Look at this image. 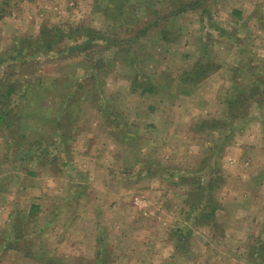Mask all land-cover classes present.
<instances>
[{
  "label": "rangeland",
  "instance_id": "1",
  "mask_svg": "<svg viewBox=\"0 0 264 264\" xmlns=\"http://www.w3.org/2000/svg\"><path fill=\"white\" fill-rule=\"evenodd\" d=\"M145 1L131 0L121 14L117 0H0V54L44 24L69 33L84 24L105 35L134 27L151 11ZM149 1L152 13L167 3ZM209 3L205 19L199 11L180 17L175 41L161 48L152 40V51L134 45L127 60L106 54L95 72L64 59L69 41L34 56L41 66L29 60L12 75L0 70L18 91L31 79L25 97L13 95L22 144L9 137L16 131L0 130V242L24 238L22 251L5 250L0 264H91L101 250L107 264H257L248 246L264 239V0ZM207 61L217 68L199 85L175 79ZM239 90L249 95L236 117L230 102ZM50 117L70 131L62 144ZM50 136L54 144L35 142ZM203 162L223 179L214 190L220 208L201 222L203 206L193 214L185 206L189 186L180 178Z\"/></svg>",
  "mask_w": 264,
  "mask_h": 264
},
{
  "label": "trees",
  "instance_id": "2",
  "mask_svg": "<svg viewBox=\"0 0 264 264\" xmlns=\"http://www.w3.org/2000/svg\"><path fill=\"white\" fill-rule=\"evenodd\" d=\"M209 1L210 0H167L166 6L162 11L154 10L152 13V7L151 9H149L150 6H148V4H150V1L147 0V2L146 1L144 2V4H146L147 6L144 5L143 3H139L143 6H146L144 10L146 11L151 10L150 13L148 11V17H146L142 21V23L134 24V27L128 26L126 27V29H121V31L120 29L113 27V29L109 32L108 35H105L103 32L96 30L92 27H87L84 24H80L75 29L70 30V33L69 31L66 30L50 28L48 25L44 24L41 26L39 35L37 37L35 38L21 37L17 41L18 43L17 46L15 47V49H13V51L9 55L0 54V70L1 69L3 70L4 75H7V72L12 75L10 69L16 68L19 64L20 65L25 63L29 64V60H31V62L34 63V65L41 66L42 61H39V63H37L35 62V60H32L34 56L44 53L48 54L49 52L56 50L60 52L63 43L69 41L74 43V45L68 47L63 52L64 59L69 57H75V59L77 60L76 66H78L79 68H84L86 70L92 69L91 71L95 72L98 69L102 68V66L107 65V62H109L108 55L112 56V59L115 57L117 58L119 57L121 59L123 58V60H127L131 58L129 57L130 55L129 53H130V49H132L134 45L139 44L140 47L141 45H147L146 49L149 48V50L152 51L151 49L153 48L151 47L152 44L155 45L156 47L162 48V46L166 45V43L168 42L170 43L171 42L170 40L175 41L178 37L176 38V36L173 35L175 33L173 29L175 27L177 28L176 24L180 19V17L190 11H199L201 18L205 19V17L210 15V11L208 10V7L210 8L211 4L209 3ZM125 4L131 5L133 3L131 2V0H117L114 9L118 10L122 14L124 11ZM97 8L102 10V8L100 7ZM112 14L113 13H111L110 15ZM143 40L144 41L146 40V42H148L149 44L144 42ZM152 40L153 43L150 45V42ZM103 52L104 55L101 56L100 54ZM97 56H99V59H97ZM132 60L134 59L132 58ZM61 62L63 61L60 60L59 64H61ZM214 68H217V65L209 61H207L206 63L197 62L192 69L187 70L184 74H182L179 77L178 76L175 77V79H178L181 82L184 80L185 82L197 86L209 76V74L212 72V69ZM91 74L93 75V73ZM13 75H15V72L13 73ZM91 78L92 80L95 79V77H91ZM36 79H37L36 84L38 86V84L41 83L42 78L36 77L35 80ZM86 79L87 78H84L83 81L77 82L76 83L77 86L73 90L77 91L81 89L80 87L84 84ZM30 81L31 79L27 80V82L24 85L23 83H21L20 85L21 90L18 91L17 88L19 87V83H15L11 81L10 77L8 78H4L3 76L0 77V130H4V133H6V135L8 133L7 131L9 130L10 132L16 131L14 135L12 134V136L9 137L10 139L13 140L14 144L17 146H20L22 144V138L17 139L18 129L20 128L22 122V115H21L22 108H20V112L15 111V110H19L20 102L18 101L20 100L15 99L13 95L16 92L18 93L21 92L22 96L25 97L30 89V84H31ZM70 81H71L70 77L67 76L64 77V81L62 83H68ZM148 90H151V88ZM242 92H243L242 90L238 92L237 95L234 97V100L230 102V106L235 108L233 109L232 112H236L235 114L236 117H238L239 110L241 108L240 105L246 103L247 96L249 95L247 92H243L244 94H242ZM75 94L79 96L80 93L79 91H77ZM254 95H252V97ZM70 98L71 97L68 98V101L70 100ZM12 101L14 102V106H11ZM66 102L67 100H65L64 102L65 107L68 106ZM24 107L26 108L27 104L24 105ZM65 107H62V109L65 110ZM40 114H43L44 116L47 115L46 113H43L41 110H40ZM57 118L58 117L55 118L50 117V119L52 121H55L56 123H57ZM16 122L17 123L19 122V127L14 125V123ZM217 124L224 125L222 121H219ZM55 126L58 128L55 134L57 135L61 133L60 136L58 137V141L56 142L62 144L65 142L63 137L67 135L66 133L68 132L70 136V131L66 128L63 130L64 128L63 125L61 126L58 123L55 124ZM202 126L204 128H206L207 126L211 127V124L208 125L207 122L205 121L202 123ZM60 130L63 131L60 132ZM227 138L228 135H225V139ZM10 139H7L6 142H8ZM37 140L38 141L35 142H38L40 146H42L43 144L42 141H45L46 144L55 143V137L53 136H50L46 139L44 137H41L40 139ZM58 146L60 147V145ZM33 149H34L33 147H30V150ZM202 167H204V162L201 168H197L195 169V171L183 173L181 174L182 177L180 176L181 177L180 181L186 182L185 184L182 185L189 186V189H187L185 193V195L187 196L186 200H184L185 206L190 208L192 214L193 212L197 211L201 206H203L201 208L204 210V212L201 214V216L200 217L195 216V220L198 221L204 219L211 220V218H213L216 215V211H218V209L220 208V203L214 190L218 188L220 189L219 180L223 179L220 175L221 172L217 165L214 166V164H211L210 166L207 167L208 171H204L205 169H203ZM37 208H38L37 205H33L32 206L33 210L31 209V211L29 212V216H32V214H34L35 211L34 209ZM179 239H182V237ZM22 240H24L23 237L20 238V236L16 235L15 238L10 240L9 242L5 243L4 241H1L0 254H2L3 252L5 253V250L7 251L11 249L17 250L19 252L22 251V249H20L21 247H19L20 242ZM251 240L252 241L248 246L249 247L248 254L250 255V257H252V260L254 262H256L257 264H262L261 260H264V239L261 236H257V237L254 236ZM58 259L59 258H54L49 260L50 261L49 264H55L54 261ZM90 263L107 264V258L102 254V250H101L100 256L97 255V258L94 259V261H91ZM61 264H65V263L61 262Z\"/></svg>",
  "mask_w": 264,
  "mask_h": 264
},
{
  "label": "built area",
  "instance_id": "3",
  "mask_svg": "<svg viewBox=\"0 0 264 264\" xmlns=\"http://www.w3.org/2000/svg\"><path fill=\"white\" fill-rule=\"evenodd\" d=\"M137 204H140V199H136V201H135Z\"/></svg>",
  "mask_w": 264,
  "mask_h": 264
},
{
  "label": "crops",
  "instance_id": "4",
  "mask_svg": "<svg viewBox=\"0 0 264 264\" xmlns=\"http://www.w3.org/2000/svg\"><path fill=\"white\" fill-rule=\"evenodd\" d=\"M263 174H264V172H263ZM257 183H258V184H259V186H260V184H261L262 182H261V183H260V182H257Z\"/></svg>",
  "mask_w": 264,
  "mask_h": 264
}]
</instances>
